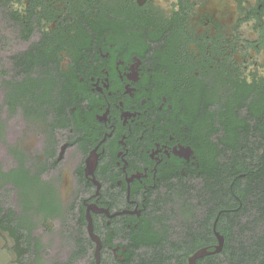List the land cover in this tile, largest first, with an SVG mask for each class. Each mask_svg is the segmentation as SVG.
<instances>
[{"label":"flooded vegetation","instance_id":"af4514ba","mask_svg":"<svg viewBox=\"0 0 264 264\" xmlns=\"http://www.w3.org/2000/svg\"><path fill=\"white\" fill-rule=\"evenodd\" d=\"M253 100L264 0H0V264L228 258Z\"/></svg>","mask_w":264,"mask_h":264},{"label":"trees","instance_id":"16d2710c","mask_svg":"<svg viewBox=\"0 0 264 264\" xmlns=\"http://www.w3.org/2000/svg\"><path fill=\"white\" fill-rule=\"evenodd\" d=\"M16 99L17 97L11 100L12 106L18 102ZM248 109L239 135L237 130L231 128L228 137L224 140V147L214 146L212 164L214 171L220 168L228 171L230 190L235 191V194L242 199V217H238L240 223H249V225L261 223L262 228L259 234L254 232L255 236L252 235L251 239L242 233L246 239L239 241L240 246L237 242H232L228 258L213 256L200 264H264V100L262 104L256 100L251 101ZM240 136L242 142L239 140ZM258 137L261 138L260 144ZM226 154L227 158L224 159ZM248 228L244 226L243 232ZM251 229L254 231L256 227ZM227 231L230 238L234 237V233ZM139 264H174V262L173 260H141Z\"/></svg>","mask_w":264,"mask_h":264},{"label":"water","instance_id":"95a60500","mask_svg":"<svg viewBox=\"0 0 264 264\" xmlns=\"http://www.w3.org/2000/svg\"><path fill=\"white\" fill-rule=\"evenodd\" d=\"M89 231H90V234L93 238H95V235L93 233V226H92V223H90V226H89ZM99 252V251H98ZM98 255V262H99V253L97 254ZM200 257V253H198V255L194 256L193 258L190 259V264H197V258Z\"/></svg>","mask_w":264,"mask_h":264}]
</instances>
